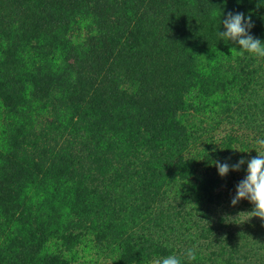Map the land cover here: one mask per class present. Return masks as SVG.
<instances>
[{"label":"trees","instance_id":"trees-1","mask_svg":"<svg viewBox=\"0 0 264 264\" xmlns=\"http://www.w3.org/2000/svg\"><path fill=\"white\" fill-rule=\"evenodd\" d=\"M228 12L264 43V0H0V264H264L231 203L264 58L231 54Z\"/></svg>","mask_w":264,"mask_h":264},{"label":"clouds","instance_id":"clouds-1","mask_svg":"<svg viewBox=\"0 0 264 264\" xmlns=\"http://www.w3.org/2000/svg\"><path fill=\"white\" fill-rule=\"evenodd\" d=\"M215 15V13H213ZM225 31H219L218 37L222 40H230L239 46L231 49V54L243 55L248 54L264 58V43L260 39L250 34V29L254 27L251 17H245L244 13L228 12L223 20ZM257 155L247 161V174L237 185L236 194L232 197V205H236L240 200L247 199L254 208L250 217H259L264 220V138L256 140ZM245 163L244 159L237 163L229 165L227 162H215V166L221 177L226 176L230 170L239 171L241 165ZM189 262L196 260V248L187 249L184 253ZM154 264H183L182 258L177 255H169L163 258H157Z\"/></svg>","mask_w":264,"mask_h":264}]
</instances>
